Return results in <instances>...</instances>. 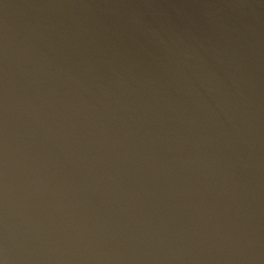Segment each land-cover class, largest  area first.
<instances>
[{
	"label": "clouds",
	"instance_id": "9594fccd",
	"mask_svg": "<svg viewBox=\"0 0 264 264\" xmlns=\"http://www.w3.org/2000/svg\"><path fill=\"white\" fill-rule=\"evenodd\" d=\"M0 264H264V0H0Z\"/></svg>",
	"mask_w": 264,
	"mask_h": 264
}]
</instances>
